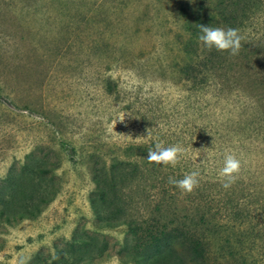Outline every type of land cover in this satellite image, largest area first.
<instances>
[{
  "label": "rangeland",
  "instance_id": "1",
  "mask_svg": "<svg viewBox=\"0 0 264 264\" xmlns=\"http://www.w3.org/2000/svg\"><path fill=\"white\" fill-rule=\"evenodd\" d=\"M183 4L237 29L238 55L198 39L186 55ZM0 96V182L27 166L14 196L33 198L43 162L57 191L36 218L0 221V264H52L86 235L108 248L75 264H134L172 232L219 264H264V0H0ZM157 142L186 154L150 163ZM227 153L241 169L226 189ZM192 171L191 193L169 183Z\"/></svg>",
  "mask_w": 264,
  "mask_h": 264
},
{
  "label": "trees",
  "instance_id": "2",
  "mask_svg": "<svg viewBox=\"0 0 264 264\" xmlns=\"http://www.w3.org/2000/svg\"><path fill=\"white\" fill-rule=\"evenodd\" d=\"M180 16L184 21L183 31L188 36L184 46V53L186 55L194 52L193 45L199 35V24H209L212 27H216V20L211 14H203L201 18L197 15V9L190 6H184L179 9ZM195 65L189 63L184 66L183 73L186 75V79H189L191 74L195 71ZM202 67H204L202 65ZM194 79V78H193ZM1 99V96H0ZM38 183L40 190L33 198H28L24 192L20 193L18 197L14 196L17 192L18 186L22 183H28L30 179V173L32 170H28L27 166H23L17 174L10 173L6 180L0 182V221L5 224L12 222H19L23 220H32L39 216L45 206L50 203L56 196L57 191L54 190L52 185L48 184L53 177H47V174L52 173L55 169L46 168L43 162L37 163ZM44 167V168H43ZM104 192V191H103ZM105 193V192H104ZM97 203L93 204V211L97 217L101 220L99 212L97 210ZM112 218L107 217L104 221L105 227H112ZM171 240L172 244L161 245V251L148 259L143 257L131 256V261L134 264H219L217 259L210 254V249L204 238L197 234H172L160 233L158 236L149 235L147 239L151 243L155 244L157 241L165 240L166 237L173 236ZM73 237L72 243L65 245V250L62 253L63 258L54 257L52 264H60L57 261H61V264H75L76 259L80 261L83 257L77 256L78 254L86 253L85 256L90 255L95 250L97 256L103 255L108 248L106 242L99 244L92 236L86 235L81 239ZM76 245V246H75ZM94 249V250H93ZM69 254V255H68ZM30 264V262L26 263Z\"/></svg>",
  "mask_w": 264,
  "mask_h": 264
},
{
  "label": "clouds",
  "instance_id": "3",
  "mask_svg": "<svg viewBox=\"0 0 264 264\" xmlns=\"http://www.w3.org/2000/svg\"><path fill=\"white\" fill-rule=\"evenodd\" d=\"M241 40L242 37L237 29L228 28L225 30L220 27H212L209 24H199L198 41L208 50L215 48L218 51H229L230 55L235 56L238 55L241 48ZM150 136L151 132L147 130L146 137ZM185 154L186 149L181 145L165 147L157 142L154 148L147 152L146 159L150 163L175 166L179 162V158ZM240 169L241 161L235 154L227 153L224 155L223 166L219 171V175L224 181L222 184L224 188L227 189L236 182ZM199 175L198 171H192L179 180L169 177V183L175 185L183 193H191L199 186Z\"/></svg>",
  "mask_w": 264,
  "mask_h": 264
}]
</instances>
